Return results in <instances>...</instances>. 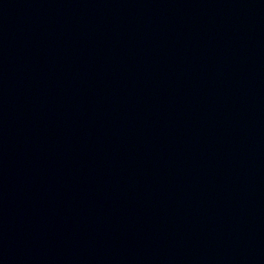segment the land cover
Wrapping results in <instances>:
<instances>
[{
	"label": "water",
	"instance_id": "1",
	"mask_svg": "<svg viewBox=\"0 0 264 264\" xmlns=\"http://www.w3.org/2000/svg\"><path fill=\"white\" fill-rule=\"evenodd\" d=\"M210 264H264V0H242L232 141Z\"/></svg>",
	"mask_w": 264,
	"mask_h": 264
}]
</instances>
